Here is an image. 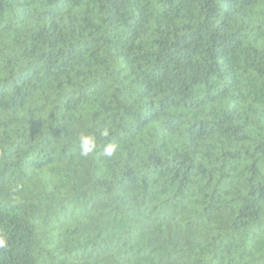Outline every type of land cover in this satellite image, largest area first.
Instances as JSON below:
<instances>
[{
	"label": "trees",
	"instance_id": "16d2710c",
	"mask_svg": "<svg viewBox=\"0 0 264 264\" xmlns=\"http://www.w3.org/2000/svg\"><path fill=\"white\" fill-rule=\"evenodd\" d=\"M0 234V264H264V0H0Z\"/></svg>",
	"mask_w": 264,
	"mask_h": 264
},
{
	"label": "clouds",
	"instance_id": "9594fccd",
	"mask_svg": "<svg viewBox=\"0 0 264 264\" xmlns=\"http://www.w3.org/2000/svg\"><path fill=\"white\" fill-rule=\"evenodd\" d=\"M100 135L105 139L109 136V130L104 128L101 130ZM79 148H80V155L83 157L90 156L96 148L95 137L92 135H88L85 133H80L79 137ZM116 151V145L109 143L104 146L102 155L107 158H111ZM7 242L4 235L0 234V249L6 248Z\"/></svg>",
	"mask_w": 264,
	"mask_h": 264
}]
</instances>
